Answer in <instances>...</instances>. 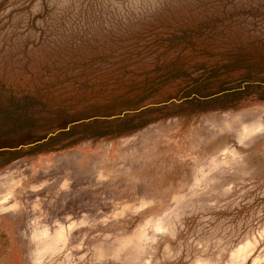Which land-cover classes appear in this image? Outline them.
<instances>
[{"label": "rangeland", "instance_id": "374dc122", "mask_svg": "<svg viewBox=\"0 0 264 264\" xmlns=\"http://www.w3.org/2000/svg\"><path fill=\"white\" fill-rule=\"evenodd\" d=\"M0 264H264V0H0Z\"/></svg>", "mask_w": 264, "mask_h": 264}, {"label": "trees", "instance_id": "16d2710c", "mask_svg": "<svg viewBox=\"0 0 264 264\" xmlns=\"http://www.w3.org/2000/svg\"><path fill=\"white\" fill-rule=\"evenodd\" d=\"M188 101H190V100H188Z\"/></svg>", "mask_w": 264, "mask_h": 264}]
</instances>
